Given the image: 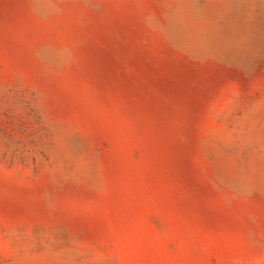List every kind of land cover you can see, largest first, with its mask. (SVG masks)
I'll return each instance as SVG.
<instances>
[{
    "label": "rangeland",
    "instance_id": "1",
    "mask_svg": "<svg viewBox=\"0 0 264 264\" xmlns=\"http://www.w3.org/2000/svg\"><path fill=\"white\" fill-rule=\"evenodd\" d=\"M60 2L0 0V264H264V0Z\"/></svg>",
    "mask_w": 264,
    "mask_h": 264
},
{
    "label": "clouds",
    "instance_id": "2",
    "mask_svg": "<svg viewBox=\"0 0 264 264\" xmlns=\"http://www.w3.org/2000/svg\"><path fill=\"white\" fill-rule=\"evenodd\" d=\"M29 13L38 20H50L62 12L60 0H28ZM63 58L60 63L64 66H70L74 58V53L70 47L63 48Z\"/></svg>",
    "mask_w": 264,
    "mask_h": 264
}]
</instances>
